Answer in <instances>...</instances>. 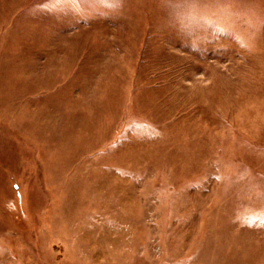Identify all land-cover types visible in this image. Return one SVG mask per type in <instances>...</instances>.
<instances>
[{
	"label": "rangeland",
	"instance_id": "374dc122",
	"mask_svg": "<svg viewBox=\"0 0 264 264\" xmlns=\"http://www.w3.org/2000/svg\"><path fill=\"white\" fill-rule=\"evenodd\" d=\"M0 264H264V0H0Z\"/></svg>",
	"mask_w": 264,
	"mask_h": 264
}]
</instances>
